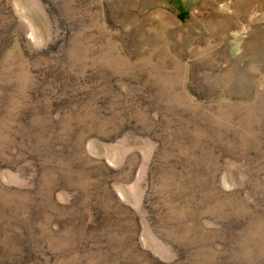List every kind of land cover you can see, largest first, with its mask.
Masks as SVG:
<instances>
[{
	"label": "rangeland",
	"instance_id": "obj_1",
	"mask_svg": "<svg viewBox=\"0 0 264 264\" xmlns=\"http://www.w3.org/2000/svg\"><path fill=\"white\" fill-rule=\"evenodd\" d=\"M0 264H264V0H0Z\"/></svg>",
	"mask_w": 264,
	"mask_h": 264
}]
</instances>
